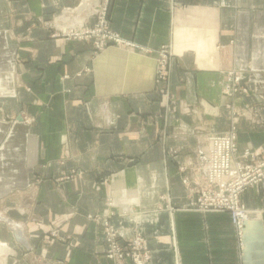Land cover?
Returning <instances> with one entry per match:
<instances>
[{
	"label": "crops",
	"instance_id": "0c3cea01",
	"mask_svg": "<svg viewBox=\"0 0 264 264\" xmlns=\"http://www.w3.org/2000/svg\"><path fill=\"white\" fill-rule=\"evenodd\" d=\"M80 1L0 0V241L24 264H112L108 221L124 243L145 238L150 264H264L258 192L242 194L241 249L230 213L189 209L183 181L201 179L230 104L248 114L240 152L264 145V0H111V27L137 46L97 54L46 25Z\"/></svg>",
	"mask_w": 264,
	"mask_h": 264
},
{
	"label": "built area",
	"instance_id": "2783aa9c",
	"mask_svg": "<svg viewBox=\"0 0 264 264\" xmlns=\"http://www.w3.org/2000/svg\"><path fill=\"white\" fill-rule=\"evenodd\" d=\"M111 0H81L78 7H67L55 20L56 26L62 21L61 33L78 40H94L95 53L109 45L135 43L125 41L120 33L111 27L109 4ZM95 19L90 25V19ZM59 28V25H58ZM157 82L165 83L170 75L173 52L170 48L158 51ZM242 77L235 71L226 76L223 93L234 97L240 92ZM233 112L230 129L220 134H211L207 138L203 175L196 186L190 185L186 177L183 181L197 195L190 201L188 208L201 212H229L236 229L238 244L244 248V229L250 218L251 209L242 201V194L248 189H255L260 199L259 211L264 212V145L239 150L238 122L242 115H248L228 105ZM25 120V119H24ZM106 257L112 264H150L152 251L142 235H136L127 243L122 241L116 228L105 222Z\"/></svg>",
	"mask_w": 264,
	"mask_h": 264
},
{
	"label": "rangeland",
	"instance_id": "374dc122",
	"mask_svg": "<svg viewBox=\"0 0 264 264\" xmlns=\"http://www.w3.org/2000/svg\"><path fill=\"white\" fill-rule=\"evenodd\" d=\"M46 25H48L50 27H54V28H56V30L58 29V25L56 26L55 22L54 23L46 22ZM25 121L28 122L29 120L25 118ZM206 146H207V144H206ZM0 264H24V263H21L20 257H18V255H14L13 253H11V254L6 255V256H4V255L0 256Z\"/></svg>",
	"mask_w": 264,
	"mask_h": 264
},
{
	"label": "bare ground",
	"instance_id": "6f19581e",
	"mask_svg": "<svg viewBox=\"0 0 264 264\" xmlns=\"http://www.w3.org/2000/svg\"><path fill=\"white\" fill-rule=\"evenodd\" d=\"M11 253H14V250L5 241H0V256H6Z\"/></svg>",
	"mask_w": 264,
	"mask_h": 264
},
{
	"label": "water",
	"instance_id": "95a60500",
	"mask_svg": "<svg viewBox=\"0 0 264 264\" xmlns=\"http://www.w3.org/2000/svg\"><path fill=\"white\" fill-rule=\"evenodd\" d=\"M20 239V238H19ZM49 264H53V263H49Z\"/></svg>",
	"mask_w": 264,
	"mask_h": 264
}]
</instances>
